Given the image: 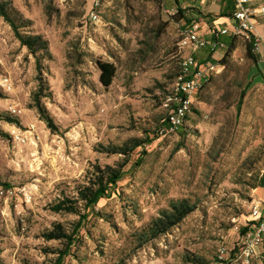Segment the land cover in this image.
<instances>
[{"label":"rangeland","instance_id":"374dc122","mask_svg":"<svg viewBox=\"0 0 264 264\" xmlns=\"http://www.w3.org/2000/svg\"><path fill=\"white\" fill-rule=\"evenodd\" d=\"M11 1L33 21L26 31L48 39L52 58H42L38 71L34 55L0 16V114L18 120H0V182L10 184L0 185V264H54L57 254L46 248L63 243L46 240L43 232L55 222L71 229L79 216L51 206L76 195L95 164L124 160L104 147L155 134L164 115L162 96L179 68L181 29L200 13L185 11L177 20L163 0H101L94 23L85 22L86 0ZM255 32L236 36L228 55V47L217 50L213 58L226 61L194 96L191 121L133 151L117 186L88 212L64 264H214L220 245L235 257L228 264H242L236 244L242 228L253 223L254 202L261 201L264 214L257 186L264 172V57L248 54ZM260 43L264 55L262 38ZM97 60L117 67L109 87L99 80ZM38 74L58 131L33 105ZM4 79L11 89L2 86ZM15 128L26 142L12 139ZM182 198L196 208L139 246L151 220ZM249 264H264V243Z\"/></svg>","mask_w":264,"mask_h":264},{"label":"trees","instance_id":"16d2710c","mask_svg":"<svg viewBox=\"0 0 264 264\" xmlns=\"http://www.w3.org/2000/svg\"><path fill=\"white\" fill-rule=\"evenodd\" d=\"M175 7L178 9V12L176 15H173L172 18L180 20V18L184 16V10L179 6V4H177V1ZM233 8V0H224V14H230V12L233 11ZM0 16H2L12 27L14 34L20 41L21 45L26 46L28 51L34 55L36 58L37 69L42 72L41 59L45 57L52 58L48 39H46L42 34L30 33L26 31L27 28L32 26L33 21L25 17L21 11L14 6L11 0H0ZM235 39L236 37L233 36L232 38L226 40L228 42L227 55L234 49ZM254 40V35H251V42L248 43V54L253 59H255V53L252 50ZM209 58H212L211 55ZM225 61V59H222L219 62L223 63ZM96 64L100 70L99 80L101 84L104 87L111 86L116 76V65L113 62L103 60H97ZM37 77L40 81V87L38 91L34 93L33 105L36 107L40 118L46 122L48 127L52 131H58L59 127L56 125L54 118L42 101V98L45 96L44 79L41 74H38ZM262 79L264 81V78ZM165 94L162 96V99ZM166 118L167 111L164 109V115H162L160 123L157 125L155 134L152 136L149 133L146 134L145 137H132L121 145L104 147L103 150L105 152L121 154L124 156V160L117 165H106L105 167L95 164L94 170L91 172L92 176H89L86 182L76 185V195L73 197L66 195L63 198L58 199V201L51 206L54 212H69L79 216L78 220L73 223L71 229L61 222H55L52 228H48L43 232L42 235L46 240H59L63 243L62 248H46L47 251L57 254L54 264H64L65 258L71 254L72 246L80 239V231L86 225L90 209H93L101 198L107 197L109 191L117 186L123 176V167L128 163L129 156L133 153V151L138 147L152 143L158 137L160 126L166 121ZM1 119H5L12 123L18 122L16 118L5 113L0 114V120ZM0 133L3 132L0 130ZM142 160L143 157L140 155L136 164L139 165ZM0 185H4L6 188L10 187L9 183L0 182ZM257 186L264 188V172L262 173ZM195 208L196 205L191 203L188 199H172L169 203V208L162 210L160 215L153 218L148 224L142 234L139 246L168 232L172 227L179 224ZM247 229L248 226L242 228V233H244ZM195 262H201V260L198 259ZM25 264L31 263L25 261Z\"/></svg>","mask_w":264,"mask_h":264},{"label":"built area","instance_id":"2783aa9c","mask_svg":"<svg viewBox=\"0 0 264 264\" xmlns=\"http://www.w3.org/2000/svg\"><path fill=\"white\" fill-rule=\"evenodd\" d=\"M184 1V0H181ZM88 10L85 22L97 23L100 18L99 7L101 0H86ZM234 8L228 23L221 27L210 26L212 29L211 38H207L202 33L199 21L187 22L181 29L178 42L181 57L179 60V70L175 75L171 87L162 99V107L167 111L166 121L160 126L159 134H167L170 131H177L189 121L190 113L194 110V96L209 83L214 74L221 71L223 64L218 60L209 58L215 51L228 47L224 35H246L254 33L257 26V16L264 13V0H233ZM171 17L176 15L178 9L171 7L165 9ZM87 24V23H86ZM253 52H260V37L254 35ZM207 50L209 54L200 59L198 53ZM5 89H11L8 79L1 82ZM13 112L21 113L22 109L11 106ZM34 125L30 133L34 130ZM12 139L16 143L26 142L25 133L19 128L11 131ZM264 199L262 200V202ZM253 223L248 229L239 235L236 245V260L242 264H249L258 254V249L264 243V214L261 201H256L251 207ZM235 259L234 255L228 251L225 245L218 248L217 259L214 264H228Z\"/></svg>","mask_w":264,"mask_h":264},{"label":"crops","instance_id":"0c3cea01","mask_svg":"<svg viewBox=\"0 0 264 264\" xmlns=\"http://www.w3.org/2000/svg\"><path fill=\"white\" fill-rule=\"evenodd\" d=\"M164 3L166 4L167 7H172L174 6V0H163ZM177 1V4H179V6L184 10V12L186 11V13H190V12H194V11H198L200 13L199 20L200 24L202 25V33L204 34V36H206L207 38H211L212 36V30L216 29V27H220L225 25L226 23L229 22L230 20V15L232 13V11L230 12V14L226 13L224 14V0H175ZM233 10V9H232ZM224 14V15H223ZM215 24V28L212 29L210 26H214ZM260 24V25H259ZM257 26H256V31L255 34L257 36H259L260 38H262V40L264 41V25L262 22H260ZM228 39V38H227ZM260 46V52L257 54L258 58H260L261 60H263L264 55H262V48H261V43H259ZM204 54V53H202ZM217 51H215L214 53L211 54L212 57L216 58ZM201 55V53H198V56ZM206 57V56H205ZM256 57V58H257ZM200 59L204 58V57H199ZM259 61V60H258ZM192 118L189 117V121H191ZM260 199L263 200L264 199V188L260 187ZM260 249V247H259ZM258 249V251H259Z\"/></svg>","mask_w":264,"mask_h":264}]
</instances>
